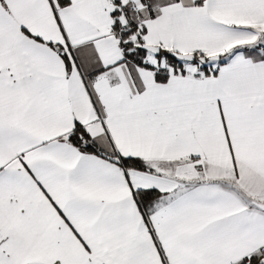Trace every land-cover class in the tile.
<instances>
[{
  "label": "snow or ice",
  "instance_id": "snow-or-ice-1",
  "mask_svg": "<svg viewBox=\"0 0 264 264\" xmlns=\"http://www.w3.org/2000/svg\"><path fill=\"white\" fill-rule=\"evenodd\" d=\"M0 264H264V0H0Z\"/></svg>",
  "mask_w": 264,
  "mask_h": 264
}]
</instances>
